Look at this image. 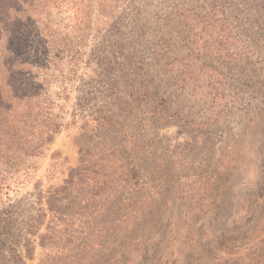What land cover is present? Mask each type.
I'll return each mask as SVG.
<instances>
[{
	"label": "rangeland",
	"instance_id": "obj_1",
	"mask_svg": "<svg viewBox=\"0 0 264 264\" xmlns=\"http://www.w3.org/2000/svg\"><path fill=\"white\" fill-rule=\"evenodd\" d=\"M98 12L0 133V264H264V0Z\"/></svg>",
	"mask_w": 264,
	"mask_h": 264
},
{
	"label": "trees",
	"instance_id": "obj_2",
	"mask_svg": "<svg viewBox=\"0 0 264 264\" xmlns=\"http://www.w3.org/2000/svg\"><path fill=\"white\" fill-rule=\"evenodd\" d=\"M121 1L98 0L99 6L95 7L94 0H0V113H4L0 117L1 135L2 130L12 136L24 132L30 143L38 141L29 148L31 153L51 140L50 135L42 138L50 126L38 79L52 66L57 69V57L78 59L90 38L94 10L103 17L100 21L97 16V21L106 24L105 19ZM79 16H84V26ZM107 57L100 56L110 60ZM105 68L113 69L111 61ZM66 89L62 92L66 93ZM14 109L17 113L10 120ZM57 125H51L54 131Z\"/></svg>",
	"mask_w": 264,
	"mask_h": 264
}]
</instances>
